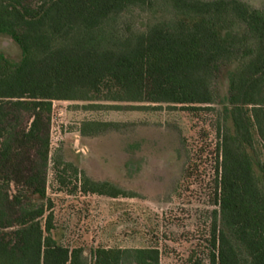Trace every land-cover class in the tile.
<instances>
[{
  "label": "trees",
  "instance_id": "trees-1",
  "mask_svg": "<svg viewBox=\"0 0 264 264\" xmlns=\"http://www.w3.org/2000/svg\"><path fill=\"white\" fill-rule=\"evenodd\" d=\"M133 8L169 18L134 31L121 22ZM0 36L19 50L0 53V264H159L154 247L87 257L53 236L43 200L54 101L221 105L210 264H264V160L251 155L253 131L264 144V3L0 0ZM22 152L33 160L20 194L10 164ZM80 188L127 195L84 175Z\"/></svg>",
  "mask_w": 264,
  "mask_h": 264
},
{
  "label": "rangeland",
  "instance_id": "rangeland-1",
  "mask_svg": "<svg viewBox=\"0 0 264 264\" xmlns=\"http://www.w3.org/2000/svg\"><path fill=\"white\" fill-rule=\"evenodd\" d=\"M242 1L256 9L264 3ZM165 18L169 15L158 10L133 8L121 22L143 32ZM0 53L19 58L18 47L5 36H0ZM225 87L223 80L221 95ZM89 104L52 103L43 202L52 214L53 236L87 257L97 247H154L159 264H210L221 105ZM112 104L120 107H104ZM30 154L20 153L9 166L12 187L20 194L30 173ZM251 155L264 160V144L254 131ZM83 175L127 195L84 193Z\"/></svg>",
  "mask_w": 264,
  "mask_h": 264
},
{
  "label": "crops",
  "instance_id": "crops-1",
  "mask_svg": "<svg viewBox=\"0 0 264 264\" xmlns=\"http://www.w3.org/2000/svg\"><path fill=\"white\" fill-rule=\"evenodd\" d=\"M84 137H92V136H94L93 134H86V135H83Z\"/></svg>",
  "mask_w": 264,
  "mask_h": 264
}]
</instances>
